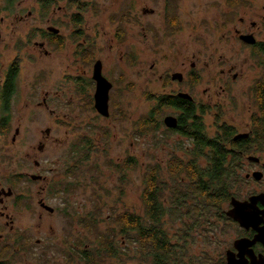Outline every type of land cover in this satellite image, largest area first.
I'll list each match as a JSON object with an SVG mask.
<instances>
[{"label": "rangeland", "instance_id": "374dc122", "mask_svg": "<svg viewBox=\"0 0 264 264\" xmlns=\"http://www.w3.org/2000/svg\"><path fill=\"white\" fill-rule=\"evenodd\" d=\"M44 1L0 0V119L2 89L11 66L20 62L10 129L0 128V244L13 247L10 264H85L78 242L96 250L98 234L118 232L120 214H143L149 167L161 168L170 183L171 161L190 159L192 139L165 124L166 117L180 115L175 108L162 109L158 130L143 127L159 98L179 89L172 76L196 72L185 91L203 111L209 136L222 126L248 132L251 113L244 106L254 98L251 87L264 81V63L240 36L256 33L264 41V0H52L48 12ZM169 16L178 26L170 27ZM51 26L61 30V45L45 41ZM99 61L114 84L108 118L93 98ZM83 139L92 141L90 160L77 164L74 151ZM129 158L136 168H121ZM32 175L46 180L33 181ZM260 188L240 190L247 195ZM9 189L12 196L5 195ZM42 200L53 213L41 207ZM89 217L97 221L93 232L81 223ZM213 225L183 241L200 259L196 264H227V251L241 236L232 220ZM180 227L170 228L172 234ZM117 242L123 253L103 264L142 263L135 246L120 235Z\"/></svg>", "mask_w": 264, "mask_h": 264}, {"label": "trees", "instance_id": "16d2710c", "mask_svg": "<svg viewBox=\"0 0 264 264\" xmlns=\"http://www.w3.org/2000/svg\"><path fill=\"white\" fill-rule=\"evenodd\" d=\"M51 3V0L44 1L45 11L48 12ZM168 21L171 28L178 26L174 16H169ZM81 22L80 17L75 18L76 24ZM75 36L78 38L80 33ZM258 49V55L264 63V44ZM18 76L19 71L15 66L2 91L3 115L0 128L3 131L10 129V103L17 92ZM259 84L263 85L264 81ZM159 101L158 108L143 121V127L147 133L158 130L161 126L160 118L164 115L162 109L175 108L180 113L179 127L170 132L192 139V148L187 151L190 159L179 161L175 157L171 161L170 183L163 178L161 168L150 166L144 175L143 214L130 211L120 214L116 220L118 232L111 229L107 234H98L100 245L96 250H84L83 243L78 242L79 259L85 264H103L105 258L119 257L123 253L120 252L121 244L117 242L119 235L126 239L127 244L135 246L136 254L142 260L140 264H196L200 259L190 256L183 241L192 237L196 230L215 226V221H231L224 210L230 202L235 184L242 181L237 169L227 165L230 153L226 150V142L232 140L235 131L227 128L223 135L219 131L217 136L211 137L206 131L203 111L199 112L195 100L161 96ZM91 149L92 141L89 139L79 142L74 151L76 163L89 161ZM201 160H205V164ZM136 165L137 161L129 158L121 168L132 170ZM77 169L78 166L75 172ZM11 181L14 183V179ZM81 223L90 232L97 226L96 219L91 217L82 219ZM177 223L181 227L173 235L170 228H175ZM12 248L0 244V264H10L7 256ZM73 254H77V251Z\"/></svg>", "mask_w": 264, "mask_h": 264}, {"label": "flooded vegetation", "instance_id": "af4514ba", "mask_svg": "<svg viewBox=\"0 0 264 264\" xmlns=\"http://www.w3.org/2000/svg\"><path fill=\"white\" fill-rule=\"evenodd\" d=\"M50 8L51 6L49 7V9ZM247 34L253 35L257 42L254 45H250L245 42L244 43L251 46V48L255 52L257 51L258 53V50H259L258 48L261 46V44H264V41H258L256 37V33H241V36L247 35ZM43 36H44L45 41H49V43L51 42V45H54V43L56 45L62 44L63 36L61 34V30L54 26L49 27L45 32H43ZM45 41L40 45L41 48H45L46 46ZM15 66H17L18 71L20 72V62L19 60H16L15 63H13V65L11 66L8 74L11 72V69ZM94 71H95V67H94ZM195 73L196 72L194 70L193 71L190 70L187 75L188 78H186L183 73H177L183 76L182 81L178 79L175 80L174 76H172V80L179 86V89L174 90L176 92L170 90L171 93L169 92V94L165 96H169L172 98H177V97L181 98L180 94H189L185 90L190 89V85L192 83L191 78H192V75H195ZM223 74H226V72L224 71ZM103 75L105 78H107L105 74ZM237 78H238V75H235L234 79H237ZM92 80L95 83L96 92H97V82L95 81L94 76ZM110 82L113 84L112 81ZM4 88L2 89V91L4 90ZM113 88H114V84H113ZM250 91L254 98L250 100L249 102L245 103V106H244L245 108L249 106V109L247 112L251 113L248 123L246 125L248 132L240 133L238 132L237 128L230 125L231 127L222 126L220 134L223 135L224 131L227 128L233 129V131H235V134L233 135L232 140L230 142H226V150L230 153L228 155L227 165L231 168L237 169L238 175L242 179L240 183L235 184L234 189L232 190V196H231L230 202L228 203L229 208L225 210L224 212H225V215L228 217V219L232 220L239 227V230L241 231V236L237 240L248 239L250 241H253L255 237L258 235V232L254 230L253 228L246 229V228L241 227L239 223L235 222L227 214L230 210L233 209V205H232L233 199H236L240 202H251L253 198L254 199L258 198V200L256 201V207L259 213V217H258L259 228L260 229L264 228V84L263 85H260L259 83L254 84L251 87ZM110 97H111V94H110ZM93 98H94V104H95L96 103L95 96ZM44 104L48 105L46 99L44 100ZM244 112L245 114L247 113L246 111ZM177 118L179 120V117ZM49 131L50 130L48 129L47 130L48 134H49ZM240 135H244V137L237 138ZM43 148H44V144L39 147V150H43ZM234 155L237 156V158H235ZM35 165L38 168H40L41 166V164L38 161L35 162ZM243 173H244V176H243ZM45 180L46 178L43 177L42 179L37 180L36 182H42V181L44 182ZM249 184L250 185L258 184L262 188H260L257 191H252L250 194L244 195L243 191L240 190V187L241 186L245 187ZM3 195L4 193L2 191V196ZM42 201L45 202L44 200ZM228 251H233L235 253L238 252L234 248V245H233V248L229 249ZM249 252L252 254L254 258L253 259L250 256H247V259L249 260V264L259 263L261 257L264 256V244L258 242L257 244H255L249 249Z\"/></svg>", "mask_w": 264, "mask_h": 264}, {"label": "water", "instance_id": "95a60500", "mask_svg": "<svg viewBox=\"0 0 264 264\" xmlns=\"http://www.w3.org/2000/svg\"><path fill=\"white\" fill-rule=\"evenodd\" d=\"M241 40L247 44L254 45L256 44V39L253 35H243L241 36ZM183 76L181 74H175L174 79H178L182 81ZM94 79L97 82V92L95 95V107L97 111L108 118L110 116V94L113 89V84L104 77L103 75V67L102 62H97L94 71ZM180 97L193 101V97L189 94H180ZM165 124L169 129H177L179 126V120L175 116H168L165 118ZM247 136V135H245ZM244 137V135H240L237 138ZM43 177L40 175H32L31 179L33 181H37L42 179ZM6 191H4L5 193ZM14 194L12 189H9L8 192L5 193L6 196H12ZM260 199V198H259ZM256 199H252L251 202H240L236 199H233L232 205L233 209L230 210L227 214L233 219L235 222L239 223L241 227L250 229L253 228L258 232V235L255 237L253 241L248 239L237 240L234 243V248L238 251L237 253L233 251L227 252V264H249V260L247 256L253 258L252 254L249 252V249L257 244L258 242L264 244V228H259V213L256 207ZM40 205L42 208L47 211L53 213L54 209L48 206L45 202L41 201ZM254 259V258H253ZM264 264V256L261 257L259 263Z\"/></svg>", "mask_w": 264, "mask_h": 264}]
</instances>
